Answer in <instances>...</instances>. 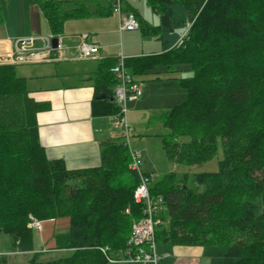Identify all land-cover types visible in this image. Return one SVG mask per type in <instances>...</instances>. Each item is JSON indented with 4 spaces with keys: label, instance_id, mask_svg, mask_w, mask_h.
Returning <instances> with one entry per match:
<instances>
[{
    "label": "trees",
    "instance_id": "obj_1",
    "mask_svg": "<svg viewBox=\"0 0 264 264\" xmlns=\"http://www.w3.org/2000/svg\"><path fill=\"white\" fill-rule=\"evenodd\" d=\"M144 1L158 15L156 24L126 9L122 0L120 11L132 12L138 21L134 30L157 40L161 52L124 58L125 69L133 75L166 65L188 72L176 79L185 100L161 116L169 130L162 139L166 158L192 166L222 149L215 172L151 178V199H162L155 240L225 248L214 264H264V0ZM28 2L39 6L53 37L63 35L67 20L115 13L110 0ZM134 30L119 31L118 19L119 32ZM117 63L100 62L95 80V97L106 98H95L99 106L93 112L110 115L111 121L118 106L110 69ZM38 110L15 65L0 64V233L30 252L31 216L40 223L68 217V231L55 235L50 250L72 252L23 264H109L101 248L119 257L133 221L143 215L144 203L133 198L139 177L130 168L129 148L120 134L106 138L98 167L67 169L61 160H49L39 142ZM112 127L122 130L113 122Z\"/></svg>",
    "mask_w": 264,
    "mask_h": 264
},
{
    "label": "crops",
    "instance_id": "obj_2",
    "mask_svg": "<svg viewBox=\"0 0 264 264\" xmlns=\"http://www.w3.org/2000/svg\"><path fill=\"white\" fill-rule=\"evenodd\" d=\"M122 1L126 9L133 8L143 17L134 5L127 0ZM0 6L3 12L0 23V64L7 60L17 39L50 36L47 21L38 5L30 4L28 0H0ZM5 13L8 18H12V14L14 22L7 23ZM124 32L118 31L115 13L103 17L70 19L65 22L63 35H60L67 47L62 53L66 59L15 66V74L25 79L29 95L39 104V142L47 158L61 160L67 169L98 167L101 141L118 135L117 129L111 127L110 115L93 112V108L95 110L99 106L95 105V80L100 62L115 59L117 63L120 55L130 59L161 52L157 40L144 38L139 31L138 37L137 32L131 31L127 32L131 39L126 38L125 41L122 38ZM79 33H88L90 39L100 46L97 58H77L75 37ZM118 40L119 48L116 45ZM177 69L176 66L167 69L166 65H157L133 74L141 84L142 95L132 100L130 108L133 113L138 112L142 119H146L147 124L153 121L163 124L161 116L171 109L170 102L174 99L167 95L163 98L158 93L161 87L169 84L166 80L176 81L180 77L172 73ZM165 98H168L167 101ZM214 251L210 246L157 243V252L161 255L159 264H214L220 259Z\"/></svg>",
    "mask_w": 264,
    "mask_h": 264
},
{
    "label": "built area",
    "instance_id": "obj_3",
    "mask_svg": "<svg viewBox=\"0 0 264 264\" xmlns=\"http://www.w3.org/2000/svg\"><path fill=\"white\" fill-rule=\"evenodd\" d=\"M112 2L113 11L119 19V31L134 30L138 27V21L132 12L122 14L120 11V0H110ZM186 30L182 36H185ZM53 36H28L19 38L15 41V46L7 60L1 64H31L38 62H49L58 59H66L63 52L67 49L62 36L58 37L56 47H52L51 38ZM77 43L75 46L77 58L80 60L97 58L100 54V47L95 42H92L87 33H81L76 37ZM182 43V37L178 44ZM124 57L120 55L119 61L112 66L110 71L114 74L117 80L113 89V100L118 106V111L112 116V122L115 128L123 130L126 138L125 144L129 148L131 158L130 168L138 172L139 182L133 192V198L138 203H144L142 217L133 221L131 226L130 236L127 241V247L120 253L119 257H109L106 255L107 248H101L106 259L112 264H159L161 255L157 252V242L155 240V228L160 224V219L155 217L157 210L162 202L160 196L156 200L151 199L149 195L148 185L152 176L144 173L141 170V155L139 152L132 150L129 147V134L132 128L127 122L126 103L138 99L142 95L141 84L133 78L123 63ZM28 226L34 230L41 231L42 225L40 221L34 217H30Z\"/></svg>",
    "mask_w": 264,
    "mask_h": 264
},
{
    "label": "rangeland",
    "instance_id": "obj_4",
    "mask_svg": "<svg viewBox=\"0 0 264 264\" xmlns=\"http://www.w3.org/2000/svg\"><path fill=\"white\" fill-rule=\"evenodd\" d=\"M130 4L134 5L143 15L145 19L149 22L157 23L158 15L155 14L146 4L144 0H127ZM6 19L7 23L11 24L14 22V16L11 14V17L8 18L7 14ZM23 19H21L22 21ZM8 24V25H9ZM131 31H125L123 33L122 38L131 39L128 33ZM133 32V31H132ZM137 36L140 37L137 30ZM124 39L121 40V44H123ZM150 41V40H149ZM151 41H154L153 39ZM148 43V42H147ZM119 48V40L117 42ZM15 66H20L17 64ZM178 67V66H177ZM188 67V66H187ZM179 71H174L172 73L183 76L187 75V71H183L186 69L185 66H180ZM18 70V68H17ZM181 70V71H180ZM170 74V73H168ZM169 84L165 87H161V91L158 93L160 96L164 98V95L171 96L170 98L174 99L173 102H170L171 108L176 106V104L182 103L186 98L185 90L179 86L178 81L176 80H166ZM171 82L173 84H171ZM174 85V86H173ZM168 98L164 100L167 101ZM137 100V99H136ZM132 101H128L126 103L127 109V122L129 126L133 129L129 134V147L132 150H135L141 155V170L143 172L151 174L153 178H157L162 173L166 172H176V173H188L189 175L194 173H202V172H215L218 169V161L222 158V149L219 147V150L216 155H214L210 160L197 164V165H184L175 163L166 158L163 148H162V139L166 134H168V128L158 122H151L147 124L146 119H142L138 112H134L130 108V103ZM167 104V103H164ZM133 113V117H132ZM112 127V123H111ZM117 134H120V139L122 142H126V138L124 137L123 130H116ZM185 138V137H183ZM183 140V139H182ZM30 216V215H29ZM42 230L37 231L33 229V251L23 252L16 248L13 245L12 238L7 235L0 233V264H23L27 263L31 260H47V259H55L61 256H66L72 252L71 249L67 248H56L50 250V248L54 247L56 244L55 235L56 234H64L68 231L69 227V218L68 217H60L56 220H44L41 221ZM163 227L168 228L169 223L166 221L163 223ZM241 238L242 236L239 235ZM214 249V253L217 255V258H221L225 248L220 246H210ZM159 249V248H158ZM159 252V250H158ZM160 253V252H159ZM162 254V253H160ZM112 264V263H109Z\"/></svg>",
    "mask_w": 264,
    "mask_h": 264
},
{
    "label": "water",
    "instance_id": "obj_5",
    "mask_svg": "<svg viewBox=\"0 0 264 264\" xmlns=\"http://www.w3.org/2000/svg\"><path fill=\"white\" fill-rule=\"evenodd\" d=\"M57 42H58V37H55L54 36V37L51 38V45H52V47H56L57 46ZM95 98L96 99H104V98H106V94L105 93H102L100 95H97Z\"/></svg>",
    "mask_w": 264,
    "mask_h": 264
},
{
    "label": "bare ground",
    "instance_id": "obj_6",
    "mask_svg": "<svg viewBox=\"0 0 264 264\" xmlns=\"http://www.w3.org/2000/svg\"><path fill=\"white\" fill-rule=\"evenodd\" d=\"M124 250V249H123ZM122 251V250H121Z\"/></svg>",
    "mask_w": 264,
    "mask_h": 264
}]
</instances>
